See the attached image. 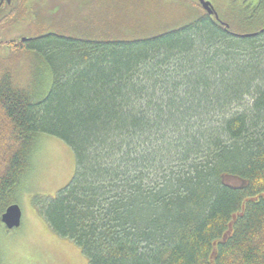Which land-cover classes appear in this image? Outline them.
Wrapping results in <instances>:
<instances>
[{
	"label": "trees",
	"instance_id": "16d2710c",
	"mask_svg": "<svg viewBox=\"0 0 264 264\" xmlns=\"http://www.w3.org/2000/svg\"><path fill=\"white\" fill-rule=\"evenodd\" d=\"M210 1L0 0V224L44 134L89 264H264V0Z\"/></svg>",
	"mask_w": 264,
	"mask_h": 264
},
{
	"label": "rangeland",
	"instance_id": "374dc122",
	"mask_svg": "<svg viewBox=\"0 0 264 264\" xmlns=\"http://www.w3.org/2000/svg\"><path fill=\"white\" fill-rule=\"evenodd\" d=\"M75 171L72 149L56 137L41 134L30 170L12 200L22 210V225L9 231L0 224L1 264H89L82 249L53 232L34 205L36 197H55L71 183Z\"/></svg>",
	"mask_w": 264,
	"mask_h": 264
},
{
	"label": "water",
	"instance_id": "95a60500",
	"mask_svg": "<svg viewBox=\"0 0 264 264\" xmlns=\"http://www.w3.org/2000/svg\"><path fill=\"white\" fill-rule=\"evenodd\" d=\"M201 5L202 9L211 17H214L216 20H219L218 14L213 6V4L208 0H197ZM224 24V23H223ZM227 27V26H226ZM260 34H264V27L256 33L239 35V38H252ZM28 39L23 38L21 42H26ZM22 210L19 205L13 204L10 205L6 211L1 216V222L5 228L9 231L18 229L22 225Z\"/></svg>",
	"mask_w": 264,
	"mask_h": 264
},
{
	"label": "flooded vegetation",
	"instance_id": "af4514ba",
	"mask_svg": "<svg viewBox=\"0 0 264 264\" xmlns=\"http://www.w3.org/2000/svg\"><path fill=\"white\" fill-rule=\"evenodd\" d=\"M12 0H1V5L3 4H11Z\"/></svg>",
	"mask_w": 264,
	"mask_h": 264
}]
</instances>
